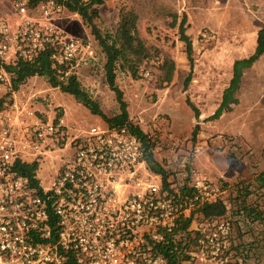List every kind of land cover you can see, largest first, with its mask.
Masks as SVG:
<instances>
[{
    "label": "built area",
    "instance_id": "obj_1",
    "mask_svg": "<svg viewBox=\"0 0 264 264\" xmlns=\"http://www.w3.org/2000/svg\"><path fill=\"white\" fill-rule=\"evenodd\" d=\"M29 2L13 0L15 22L0 17V264H171L167 252L180 264H246L231 254L225 220L178 231L181 216L221 198L217 183L192 172L180 186L168 179L171 192L129 126L81 127L16 97L6 68L17 60L54 48L55 65L75 68L93 56L55 24L63 5ZM23 164L38 165V185Z\"/></svg>",
    "mask_w": 264,
    "mask_h": 264
},
{
    "label": "rangeland",
    "instance_id": "obj_2",
    "mask_svg": "<svg viewBox=\"0 0 264 264\" xmlns=\"http://www.w3.org/2000/svg\"><path fill=\"white\" fill-rule=\"evenodd\" d=\"M240 1L104 0L99 7L100 16L95 23L103 34L115 33L123 12L132 11L138 17V36L148 48L150 57L137 67L136 73L120 62L116 83L127 103L130 122L147 135L156 168L165 170L173 185L180 186L190 180L192 172L217 184L231 185L240 181L261 184L258 178L264 174V170H259L264 165V79L255 82L253 74L248 72L240 92L241 100L239 91L236 94L238 105L232 104L231 111L225 112L220 119L206 121L219 107L223 92L229 86L232 62L245 57V54L231 52L232 45L243 41L239 31L244 24L254 23L253 20H240L238 13L232 15V20H216L212 16L217 17L219 13L228 18L230 15L221 13L233 9L237 12ZM0 17L15 22L13 0H0ZM183 18L194 49L193 77L187 90H184V80L190 66L186 44L179 31ZM54 22L69 36L91 44L92 58L70 68V72L76 74L83 90L108 118L118 116L120 103L105 73L107 58L91 28L78 14L67 10L56 16ZM165 59L175 64L169 85L164 83ZM258 70H264V61ZM15 95L51 116L54 115L52 110H58L71 124L109 126L73 96L51 87L46 77L27 80ZM188 100L199 110V118ZM196 125L201 130L194 143L192 132ZM46 169L47 166H43L39 176L48 187L50 183L43 179L49 168ZM255 196L249 200L254 202ZM257 253L264 256V248ZM251 259L250 264H253L255 257Z\"/></svg>",
    "mask_w": 264,
    "mask_h": 264
},
{
    "label": "trees",
    "instance_id": "obj_3",
    "mask_svg": "<svg viewBox=\"0 0 264 264\" xmlns=\"http://www.w3.org/2000/svg\"><path fill=\"white\" fill-rule=\"evenodd\" d=\"M48 0H30L29 7L33 8ZM63 5L64 10L78 14L83 22L88 25L103 53L106 56L105 73L109 87L116 93L117 100L120 103L121 113L108 118L83 90L76 74L70 72L71 65L57 66L52 59L54 48L47 49L40 53L34 62H26L22 59L15 64L7 66V71L11 74L13 90H19L27 80L34 77H46L53 88H58L62 93L73 96L81 102L90 112L99 116L109 126H129L131 131L137 135L146 148V160L151 170L163 175V185L170 189L168 174L163 169L156 168L152 146L148 142L147 135L142 130L130 122L127 103L124 100L122 90L116 83V71L119 63L128 65L129 70L136 73L138 66L150 57L148 48L138 36L137 15L132 12H123L115 33L103 34L98 28L95 20L99 18V7L104 0H55ZM185 18L180 24L181 40L186 44V54L189 61L190 71L184 80V90H187L193 77L194 58L193 44L190 37L186 34ZM264 55V28L258 33L257 46L254 53L248 58L237 59L233 64V76L229 86L224 90L222 101L215 113L206 119V121H215L222 117L225 112L231 111V105H238L239 100L236 97L240 89L244 71L252 68L254 64ZM124 68V65L122 66ZM163 69L166 70L164 83L169 85L172 82L175 64L170 59H165ZM163 85H161L162 87ZM4 100L0 99V103ZM189 101V100H188ZM189 105L195 112L196 118H199V110L189 101ZM201 128L196 125L192 132V141L196 143ZM23 175L28 176L32 183L38 185L40 182L34 179L35 172L38 169L37 164L20 165ZM260 183L255 181H240L236 184L218 183L222 196L215 202H206L192 211L189 215L181 216L178 224V231L186 232L192 224H203L213 220H225L230 225V251L235 260H243L246 264L255 257L253 264L260 260L262 254H258L260 248H264V174L258 178ZM188 189L181 188L182 195H185ZM172 192V190H171ZM257 195L254 202L249 197ZM240 201L238 204L237 201ZM54 220V219H53ZM199 235V232H195ZM171 264H180L173 253L167 252Z\"/></svg>",
    "mask_w": 264,
    "mask_h": 264
},
{
    "label": "crops",
    "instance_id": "obj_4",
    "mask_svg": "<svg viewBox=\"0 0 264 264\" xmlns=\"http://www.w3.org/2000/svg\"><path fill=\"white\" fill-rule=\"evenodd\" d=\"M234 13L236 14L238 13L237 15L239 16L240 20H243V21L253 20L254 21V23L251 26L244 24V27L241 28V32L239 31V35L243 37V41L239 43H234L232 45L234 49H231V52L245 54L244 58H248L254 53L256 49L259 31L262 28H264V0H241L238 5L237 12L235 11V9H233V10H227L226 13L225 12L221 13L222 15L223 14L230 15L228 18L221 16L219 13H216L218 14L216 15L217 17L213 15L212 18H215L216 20H222V19L232 20L231 17L232 15H235ZM262 61H264V55L254 64L252 68L246 69L244 71L242 82H241V88L238 93V97L240 100H241L240 92L243 89L244 79L245 77H247L248 72H251L253 74L255 82L264 79V70H258L259 65L262 63ZM233 64H234V61L231 64L232 75H233ZM232 75L230 76L231 78H232ZM263 167L264 165L261 168H259V170L263 171L264 170ZM247 177H250V176H247ZM253 177H256V176H252L251 178ZM38 178H41L42 180L41 176H38ZM43 179L47 180L45 176H43Z\"/></svg>",
    "mask_w": 264,
    "mask_h": 264
}]
</instances>
